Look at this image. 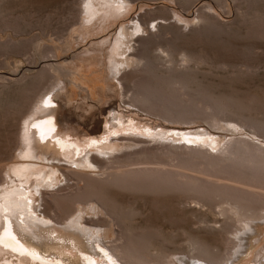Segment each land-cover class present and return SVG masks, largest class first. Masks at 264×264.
<instances>
[{"label":"rangeland","instance_id":"obj_1","mask_svg":"<svg viewBox=\"0 0 264 264\" xmlns=\"http://www.w3.org/2000/svg\"><path fill=\"white\" fill-rule=\"evenodd\" d=\"M130 1L122 15L92 18L83 13L85 0H0V184L10 163L18 160L20 138L32 111L43 96H58L62 126L84 141L102 143L112 138L121 148L109 156L91 149V154L105 161L101 172L91 173L94 182L68 172L75 165L60 163L59 183L41 187L47 202L37 194L43 213L45 210L48 216L58 217L71 208L66 197L75 193L97 195L99 198L92 197L82 205L87 208L83 218L101 226L102 233L111 230L101 243L107 252L109 243L118 244L123 234L141 232L157 254L184 251L191 239L224 251L230 245L227 238L232 236L221 228L226 219L220 214L221 205L225 206L220 200L218 204L216 200L194 198L179 189L129 188L109 180L117 167L138 168L149 157L155 156L149 164L159 168L177 162L168 143L136 134H116L108 121L118 114L125 125L132 122L147 132L182 133L185 137L207 133L223 144L242 138L264 150V127L259 128L264 126V0ZM122 28L130 33L136 49L128 50V55H134L129 61L126 55H119L125 49ZM172 82L181 89L178 98L177 89L168 86ZM142 84L153 89L163 85L159 89L180 100L181 105L184 102L183 106L193 98L196 116L175 121L145 110L133 99L135 89ZM217 103L223 104L228 114L216 115L217 122L212 125ZM178 150L181 153L182 149ZM58 193L61 198L55 201ZM202 220L207 226L198 224ZM250 241L248 254L233 264H251L264 251V221ZM94 258L99 262L107 259ZM182 260L197 264L189 255H181Z\"/></svg>","mask_w":264,"mask_h":264},{"label":"bare ground","instance_id":"obj_2","mask_svg":"<svg viewBox=\"0 0 264 264\" xmlns=\"http://www.w3.org/2000/svg\"><path fill=\"white\" fill-rule=\"evenodd\" d=\"M85 1L83 13L93 18L102 15H120L127 9L130 0ZM120 35L123 40L119 36L117 40L119 38L121 42L123 41L120 43L125 46V49L123 48L119 55H126L129 61L130 57L134 56L133 54L128 55V50L134 49L131 44L130 33L127 32L126 28H122ZM176 84L172 82L167 85L174 91L177 89ZM144 85L135 89L133 99L145 110L175 121L193 120L196 116L195 108L197 107L193 103L195 100L192 101L193 98L190 99L192 103L188 100L190 104L186 102L188 106H183L184 102L181 105L180 100L175 99L174 96L172 99L163 89H159L163 85L159 88L156 86L155 89ZM179 90H176L175 97H177ZM45 97L41 98L34 112L32 111V116L26 121L20 138L18 160L10 163L7 172H5L6 176L3 177L0 184V264H104L108 261H116L120 264H189V261H181V255H189L197 264L199 262L201 264H233L241 256L248 254L252 247L250 240L253 236L258 235L264 221V150L261 146L251 141L242 140V138L223 144L220 142V138L215 139L207 133H205L206 135L196 134L192 137H188V135L185 137L182 133L157 134L153 130L147 132V129L141 130L139 127L132 126V122L125 125L121 116L115 114L116 118L111 117L108 121L109 124L111 122L109 129L115 130L116 134L128 133L131 136L136 134L141 135V137L153 138L152 140L157 142H166L170 145V149L173 148L171 149V157H174L177 163L175 165L170 163L171 166L168 168L151 166L149 163L155 160V156H153L143 159L145 165L138 168L130 166V168L121 169V166L120 168L117 167L115 171L110 172L112 177L109 180L129 188L179 189L197 196L194 198L208 201L216 200V202L220 200L225 205H221L223 209L220 214L226 219H224L221 228L225 229L228 235L230 234L232 237L227 238L230 245L227 244L229 247H226L227 249L225 248L224 251H219L216 249L217 247L208 246V244L205 245V243L202 244V242L190 238L191 240L187 243L184 251L177 252V250L157 254L158 252L154 253L150 249V243L148 237L144 235L145 233L126 235L127 237L123 234V237L118 238V244H111L110 246L109 243V252H107L101 243L104 242V238L110 236L111 230L105 229L102 233L101 226H94L83 218V212L87 209L84 203L87 204L88 201L94 199L92 197L96 198L97 195H86L78 192L79 194L75 193V195H70L71 197L67 196L66 199L70 200L71 208L60 213L61 215L59 214L58 217H52L48 216L45 210L43 213L40 209L41 205L37 203L39 201L37 194L41 193L40 199H45L43 198L45 192L43 193L41 187H46L45 185L56 186L59 183L60 177L58 175L61 171L59 165L62 162L76 166L77 169L74 168V170L70 166L71 169L68 172L80 176L83 180L93 181L94 177L91 176V173H94V170L101 172L105 161L95 154H91V149H94L96 154L98 152L109 156L117 153L121 145L112 138H105L106 140L104 139L102 143L97 140L84 141L79 135L73 133L72 129L60 124L58 96L55 98ZM212 100L215 101V99ZM216 106H218L217 109L213 110V113L215 111L216 114L214 113L212 118L210 117V122H213L212 125L217 122L216 115L222 116V113L226 115L227 112L223 104V107L219 103ZM210 118L208 116L207 120ZM243 121L245 122V119ZM243 121L242 124H244ZM249 121L254 122L253 120ZM112 122H115L114 125ZM251 124L249 123V125ZM258 124L255 123L256 126ZM252 127L255 129V126ZM263 127L260 126L259 128L262 129ZM180 142L184 145L177 146V143ZM180 149L183 152L181 150V153H178L176 150L180 151ZM235 156L239 157V161L244 159L239 162ZM230 157H232V164L229 162ZM156 160H158L157 157ZM170 160L173 161L171 158ZM141 162L143 163V161ZM155 162L157 163V161ZM157 164L161 166L163 162ZM228 164L229 168H227ZM67 174L69 175V173ZM72 174L69 176H75ZM100 175L102 176V174ZM85 190L86 188H84ZM59 194L58 198L55 196L54 199H57L55 201L61 198ZM51 195L54 194L51 193ZM62 199L65 200L63 197ZM44 201L47 202L46 199ZM83 204L85 205L84 208H82ZM198 224L207 226L208 222L202 220ZM94 256L106 257L107 259L99 262L100 260H96ZM251 264H264V251L257 255Z\"/></svg>","mask_w":264,"mask_h":264}]
</instances>
